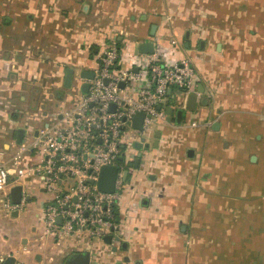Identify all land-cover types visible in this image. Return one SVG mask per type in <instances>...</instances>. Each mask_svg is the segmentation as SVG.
<instances>
[{"label":"crops","instance_id":"1","mask_svg":"<svg viewBox=\"0 0 264 264\" xmlns=\"http://www.w3.org/2000/svg\"><path fill=\"white\" fill-rule=\"evenodd\" d=\"M0 25V163L84 93L90 79L82 72H93L105 44L114 41L128 62L142 54L140 43L153 42L168 62L190 57L198 74L193 91L171 87L165 116L146 135L153 145L126 168L119 241L47 233L43 206L52 193L39 174L11 177L9 196L22 184L25 199L13 211L5 193L0 202L14 217L38 216L36 264L79 255L89 264H264V0H0ZM42 158L31 150L22 165ZM3 230L0 223L2 258L31 264L18 260Z\"/></svg>","mask_w":264,"mask_h":264},{"label":"built area","instance_id":"2","mask_svg":"<svg viewBox=\"0 0 264 264\" xmlns=\"http://www.w3.org/2000/svg\"><path fill=\"white\" fill-rule=\"evenodd\" d=\"M158 49L127 62L114 41L105 44L88 92L60 112L54 126L45 127L10 160L0 163V192L8 197V210L22 205L13 203L7 191L11 177L39 174L45 189L52 193L43 206L47 233L62 236L85 231L100 240L107 235L114 238L120 230L118 205L126 190L124 171L137 151L133 143L146 138L155 120L165 116L169 88L193 91L198 80L190 57L168 62ZM138 112L145 113L142 130L133 126ZM31 150L42 154V163L24 167L23 158ZM106 165L118 166L113 192L98 187Z\"/></svg>","mask_w":264,"mask_h":264},{"label":"water","instance_id":"3","mask_svg":"<svg viewBox=\"0 0 264 264\" xmlns=\"http://www.w3.org/2000/svg\"><path fill=\"white\" fill-rule=\"evenodd\" d=\"M87 4L85 5V8H87ZM156 29V25H153L152 27V33H154ZM188 45V43H187ZM138 51L140 53H153L155 52V45L153 42H143L140 43L138 45ZM74 74V68H69L67 70L66 73V85H70L71 81H72V77ZM82 76L86 77V79H92L94 76V72L92 71H83L82 72ZM123 85V83L121 84ZM90 88V82L86 81L81 89L84 93L88 92ZM171 91V88H169L168 93ZM195 97L196 95H191L190 97V101L189 103H193L195 101ZM115 108V105H112V109ZM172 112V108L170 106H168V114H170ZM145 117V113L144 112H138L135 115L134 121H133V126L139 130H142V124H143V120ZM219 125L218 122H216L213 125V128H217V126ZM23 134V130H21L19 132V139H21V136ZM146 138L142 137L140 140H137L133 143V147L135 150H137V153L134 155L135 159H134V165L135 167L139 166L140 160L143 156V152L148 150L150 148V143L145 141ZM155 145H157V142L159 141V134H156V139H155ZM122 159V157L120 158V160ZM117 174H118V166H114V165H106L103 166L100 172V178L98 181V187L105 191V192H113L115 190V182H116V178H117ZM129 174V170H125L124 171V179H127V176ZM23 185L22 184H18L15 185L11 188L10 191V196H11V200L13 203L15 204H20L22 202V198H23ZM28 199H31V196L28 197ZM17 215V213H16ZM115 240H120L121 237L120 236H115L114 237ZM105 241L109 244L112 243L113 237L112 235H107L105 238ZM123 246L127 247V242H123ZM114 249H116V247H114ZM39 258V255H38ZM74 257L70 258L69 260H67L64 264H89L90 263V259L88 255H79V258L77 259H73ZM2 264H21L20 262L17 261L16 257L14 255H8L5 258L2 259Z\"/></svg>","mask_w":264,"mask_h":264},{"label":"rangeland","instance_id":"4","mask_svg":"<svg viewBox=\"0 0 264 264\" xmlns=\"http://www.w3.org/2000/svg\"><path fill=\"white\" fill-rule=\"evenodd\" d=\"M88 1V0H86ZM117 32V31H116ZM119 33V32H118ZM81 68L76 67L75 68V74L74 76H81ZM128 130H131L130 127H128ZM147 142L151 143L153 145L154 139L152 136L147 137ZM24 182V181H23ZM73 182V179H70V183ZM36 182L34 180L28 184L29 188H34ZM8 190H10V185L7 187ZM49 193H44V196H48ZM43 196V197H44ZM3 198L2 192H0V199ZM27 209H35V204L33 203H27ZM38 216L34 211H32V214H24L23 212L20 214V216L14 217L11 214H7L6 208L4 206L3 202H0V223L3 227V231L6 232V234H11L14 236V239H12V243L15 244L13 253L17 256L18 260L24 261L25 263H31L36 264L38 263L37 255L40 254V247H39V241L36 240L39 238L41 234V223L37 221ZM36 227L37 230H33V228ZM117 233L121 234V230H117ZM10 236V235H9ZM10 238V237H9ZM25 239H28L27 243L25 242ZM27 247L29 249V253L24 252V247ZM10 248L8 247L7 250ZM4 256L2 253V250L0 249V260ZM3 259V258H2ZM46 264H54L50 262H45Z\"/></svg>","mask_w":264,"mask_h":264},{"label":"flooded vegetation","instance_id":"5","mask_svg":"<svg viewBox=\"0 0 264 264\" xmlns=\"http://www.w3.org/2000/svg\"><path fill=\"white\" fill-rule=\"evenodd\" d=\"M0 27H1V25H0ZM1 29V28H0Z\"/></svg>","mask_w":264,"mask_h":264}]
</instances>
